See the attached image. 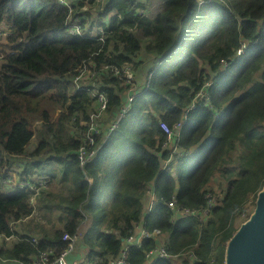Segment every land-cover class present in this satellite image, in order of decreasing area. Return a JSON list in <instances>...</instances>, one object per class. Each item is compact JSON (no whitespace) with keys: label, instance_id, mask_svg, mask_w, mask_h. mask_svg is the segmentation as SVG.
Here are the masks:
<instances>
[{"label":"trees","instance_id":"1","mask_svg":"<svg viewBox=\"0 0 264 264\" xmlns=\"http://www.w3.org/2000/svg\"><path fill=\"white\" fill-rule=\"evenodd\" d=\"M100 1L102 37L92 35L93 23L86 30L82 1L0 0V22L14 31L9 52L0 50V233L18 236L14 223L31 217L35 206L54 205L44 190L30 205L32 194L3 183L6 172L50 181L60 168L59 182L68 188L57 205L61 228L48 230L40 222L23 227L20 241L0 255L23 263L46 249L59 255L66 248L62 235L81 226L86 233L78 244L86 246L87 264H98L96 257L107 264L123 249L120 239L142 222L161 234L140 248L125 246L132 264H143L145 252L158 244L171 256L193 250L192 264H225L240 228L236 220L264 188V0H163L153 18L138 15L152 0ZM74 24L80 34L70 33ZM110 64L136 69L140 84L152 76L103 147L81 165L78 149L96 111L91 91L100 88L109 97L103 125L123 104V78H115ZM160 122L170 128L183 123L178 146L188 154L171 157L161 149ZM107 186L115 195L101 208ZM150 188L160 202L142 217ZM205 190L218 201L206 221H172L165 205L172 196L196 209L205 204Z\"/></svg>","mask_w":264,"mask_h":264},{"label":"built area","instance_id":"2","mask_svg":"<svg viewBox=\"0 0 264 264\" xmlns=\"http://www.w3.org/2000/svg\"><path fill=\"white\" fill-rule=\"evenodd\" d=\"M60 4H65L68 2L67 0H58ZM69 3V2H68ZM142 11L138 12V15H143ZM78 20L75 19V22ZM72 34H80L78 26L76 24L73 25V28L70 30ZM14 31L11 27L6 24L0 22V50L6 51V43L10 37H12ZM245 49V45L242 46V49L237 50L236 56L238 57L243 53ZM224 67L228 65V61H224L222 64ZM115 74V78H123L121 83L119 84L123 88V97L122 101L123 104L120 106L117 112H113L111 114V120L106 122L103 125L104 121V111L107 109L109 105V97L107 92L101 91L98 88V91H91V95L94 99H96L95 113L90 115V122L88 124V130L82 137L81 145L78 149V158L80 164H84L85 162H89L92 157H94L97 151L102 148L104 143L106 142V138L109 134L114 132L118 126L120 120L128 113L130 110V106L134 98L140 93L139 90L144 88V90L148 86V80L152 76L150 72L148 74V78L142 84L139 83V78L137 75V70L129 67L123 66L118 67L115 64H110V66L106 67ZM141 82V81H140ZM117 88L113 89L116 91ZM199 97L204 99L207 103L209 102V96H207L204 92H200ZM183 123H178L173 128H170L166 123L160 122L159 126L161 131L164 134V141L161 145L162 150L170 151L171 156H181L186 152L181 151L178 148V138L179 133L181 130ZM95 137H99L100 140L98 142L95 141ZM7 177L3 179V183L9 187H12L16 190H25L28 191L31 195V199L29 201L30 205H34L35 197L40 194L42 190L48 188V180L44 178H27V177H19L16 173L6 172ZM204 200L205 204L196 209H188L183 207L181 204H178L177 199L175 196H172L168 202L165 203L166 207L172 213V221L176 220L177 218L183 216H192L195 218L200 219L201 221H206L215 206L218 204L216 195L210 191L205 190L204 192ZM160 202V199L157 198L153 188L147 190V200H146V211L149 212L156 204ZM249 207V210L253 209L252 203V196L249 197V200L246 204ZM245 207V208H246ZM80 211L85 217V220H89V214L85 213L80 205ZM244 213L241 214L240 218L243 216ZM142 222L137 223L131 234L126 238H121L120 241L124 244L123 249H121L120 254L117 258H112L107 264H132L128 259L125 246H133L136 248H140L144 240L148 239H159L160 237V230L154 229L153 231L149 232L142 228ZM86 231L82 230L80 226L77 228L74 234L64 233L62 235V241L66 242V248L59 254L56 255L53 249H46L39 253L38 256H35L33 260L29 263H23L18 259H7L3 260L0 255V264H87L86 257L87 254L83 255L82 260L80 261H68L67 258L75 252L78 245V240L83 239L85 236ZM16 235H5L0 233V249H4L9 247L13 244V242L18 241L19 239H15ZM33 243H37L36 239L33 240ZM156 260H166L169 263L175 264L179 261H189L191 264L196 261V257L194 255L193 250H186L177 255H169L166 251V248L163 247L162 244H158L157 246L147 250L145 252L144 263L143 264H153ZM183 263V262H182ZM179 263V264H182Z\"/></svg>","mask_w":264,"mask_h":264},{"label":"rangeland","instance_id":"3","mask_svg":"<svg viewBox=\"0 0 264 264\" xmlns=\"http://www.w3.org/2000/svg\"><path fill=\"white\" fill-rule=\"evenodd\" d=\"M67 1H69V0H67ZM70 1H71L70 4H72V5H76V3H78L79 1L83 2L80 9H79V12L84 14L82 17L84 18V21L86 23V28H87L86 30H90V25H91V23H93L94 28L92 31L93 32L92 35L97 34L99 37H102L103 33L101 32V28L99 27V22L101 21V19H99V16H98L99 12H97V7L99 5L101 6V1L100 0H94L92 3H89L88 2L89 0H70ZM200 3H201V1H200ZM163 6H164L163 0H152L148 4L146 11H143L144 14L140 15V16H147L148 18H153L155 15H157V13L160 10H162ZM87 13L89 14V16H85V14H87ZM104 23H106V24L109 23V18L105 19ZM15 163H16L15 166H16L17 170H19V172H20L22 170L21 166L23 167V165L20 164L19 161H17V160L15 161ZM47 165H48V163L46 164V166ZM173 165L175 166L176 163L173 162ZM46 171H47L46 172L47 174H50V171H48V170H46ZM60 172H61V170H60V168H58L57 172L55 173V180H52L50 178L51 180L49 181L48 188L42 192V194H46V193L50 194V196H47V199H48L49 204L50 203L54 204L53 207H51L48 210H44V209H42L40 207H36L34 205L35 206V213L32 215V217L29 219V221H25V223L20 225V226L18 224L14 223L12 225L13 232H14V230H15V232H17L18 229L25 227L26 224H29L28 228H33L34 224H36L38 222H40V224H42L45 227V229H48V230L52 229V228H61L62 227V221H60V219L63 217V216H61L62 210H61V208L57 207V205L60 204L59 203L60 196H66L67 195L68 188H67L65 183L62 184L59 182L58 176H60ZM211 185L217 189V187H218L217 179H214L211 182ZM109 187L110 186H107V188L103 189L100 193V200L101 201L99 203V206L101 208L110 204V202L113 199V196L115 195L114 193H111V190ZM6 193H9V191L6 190ZM146 200H147V198H146ZM146 200H145V203H146ZM37 204H38V202H37ZM249 207H251V206H247L245 208L243 216L241 218H238V220H236L235 223L237 225L241 226L242 224H244L243 222L246 219L247 214L250 212ZM253 210L254 209H252V212H253ZM1 258L3 260L8 259L7 257H5L3 255H1ZM102 261L103 260H101L100 262H97V263L101 264ZM182 262L183 261H179L176 263L179 264ZM4 264H7V263H4Z\"/></svg>","mask_w":264,"mask_h":264},{"label":"water","instance_id":"4","mask_svg":"<svg viewBox=\"0 0 264 264\" xmlns=\"http://www.w3.org/2000/svg\"><path fill=\"white\" fill-rule=\"evenodd\" d=\"M225 264H264V188L250 219L230 239Z\"/></svg>","mask_w":264,"mask_h":264},{"label":"crops","instance_id":"5","mask_svg":"<svg viewBox=\"0 0 264 264\" xmlns=\"http://www.w3.org/2000/svg\"><path fill=\"white\" fill-rule=\"evenodd\" d=\"M17 169V168H16ZM143 204H144V209H145V211H143L144 213L142 214V217H144V215H145V213L146 214H148L149 212H147L146 210V203L144 202V200H143ZM32 217V216H31ZM31 217H29L28 219H26V220H24V221H22V223L21 224H18L19 226L20 225H22V224H24L25 223V221H29V219L31 218ZM29 226V224H26L25 225V229H26V227H28ZM22 229H24L23 227H22ZM27 230V229H26ZM25 230V231H26ZM83 230V229H82ZM21 231V229H18L17 230V233H18V236L17 237H15V239H19L18 241H20V235H22V233L20 232ZM84 232L86 231V229L85 230H83ZM100 231L101 232H105V229H100ZM85 237V236H84ZM18 241H15V242H13V244L12 245H14L15 243H17ZM11 245V246H12ZM11 246H9V247H11ZM86 248V246L85 245H81V244H78L77 245V249L75 250V252H73L68 258H67V260L68 261H74V260H76V261H80V260H82V258H83V255H85V253L86 254H88V251H87V249H85ZM100 257H96V263L97 262H100L101 260H103V258H100ZM144 263V262H143ZM175 264H177V263H175Z\"/></svg>","mask_w":264,"mask_h":264},{"label":"clouds","instance_id":"6","mask_svg":"<svg viewBox=\"0 0 264 264\" xmlns=\"http://www.w3.org/2000/svg\"><path fill=\"white\" fill-rule=\"evenodd\" d=\"M179 137H180V133H179ZM179 139V138H178ZM105 144V143H104ZM103 147V146H102ZM178 148L181 150V151H183V152H186V151H184L182 148H180L179 146H178ZM101 149V148H100ZM99 149V150H100ZM167 151V150H166ZM170 152V151H169ZM185 154H188V152H186ZM184 155V154H183ZM182 156V155H181ZM172 157V156H171ZM174 157V156H173ZM176 157H178V156H176ZM88 182L89 183H91V179H88ZM254 208H255V206H254ZM254 211V210H253ZM253 213V212H252ZM186 261V260H185ZM184 262V261H183ZM87 263V262H86ZM191 264V263H190Z\"/></svg>","mask_w":264,"mask_h":264}]
</instances>
